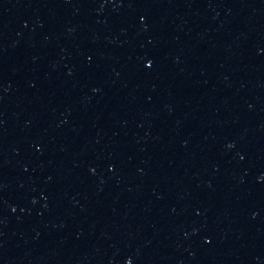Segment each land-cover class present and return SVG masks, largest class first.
I'll return each mask as SVG.
<instances>
[{"label": "water", "instance_id": "1", "mask_svg": "<svg viewBox=\"0 0 264 264\" xmlns=\"http://www.w3.org/2000/svg\"><path fill=\"white\" fill-rule=\"evenodd\" d=\"M0 264H264V0H0Z\"/></svg>", "mask_w": 264, "mask_h": 264}]
</instances>
